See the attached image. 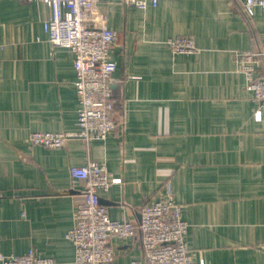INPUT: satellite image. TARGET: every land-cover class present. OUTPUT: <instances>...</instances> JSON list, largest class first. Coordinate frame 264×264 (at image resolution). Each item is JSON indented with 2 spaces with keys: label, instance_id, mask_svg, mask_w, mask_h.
Here are the masks:
<instances>
[{
  "label": "crops",
  "instance_id": "obj_1",
  "mask_svg": "<svg viewBox=\"0 0 264 264\" xmlns=\"http://www.w3.org/2000/svg\"><path fill=\"white\" fill-rule=\"evenodd\" d=\"M98 6L118 32L110 59L119 128L48 148L29 134L79 129L75 54L50 42L47 3L0 0V253L36 248L74 264L67 232L83 183L71 167L95 160L121 178L100 191L111 218L137 223L145 204L171 196L195 260L264 264V106L237 65L243 50L264 52V8L249 18L240 0ZM181 36L196 50L174 53L169 40ZM114 244L107 264L143 258L139 237Z\"/></svg>",
  "mask_w": 264,
  "mask_h": 264
},
{
  "label": "built area",
  "instance_id": "obj_2",
  "mask_svg": "<svg viewBox=\"0 0 264 264\" xmlns=\"http://www.w3.org/2000/svg\"><path fill=\"white\" fill-rule=\"evenodd\" d=\"M34 1V0H25ZM51 8L45 22V30L55 47L70 48L74 54V81L79 107L78 126L75 132L34 131L29 134L33 144L48 148L66 145L71 137L86 142L105 139L119 128L116 114V98L112 88V75L116 62L110 59V50L118 32L109 27L108 13L100 10L103 0H42ZM107 1V0H106ZM111 1V0H109ZM138 8L156 6L159 0H118ZM247 16L256 7L264 8V0H240ZM174 53H190L196 50L192 37L181 36L169 40ZM264 57L262 50H243L237 55L238 68L247 79V88L264 106V77L258 74V66ZM257 118L262 111L256 112ZM71 175L83 183V199L75 212L74 226L67 238L75 246L74 264H107L115 260L114 240L139 237L143 258L130 264H205L195 260L186 236L188 222L182 216V204L171 196L145 204L136 223L127 219H113L101 200L102 190H109L121 178L112 177L108 168L95 160L85 165L72 166ZM0 264H60L55 258L31 248L24 254H1Z\"/></svg>",
  "mask_w": 264,
  "mask_h": 264
}]
</instances>
